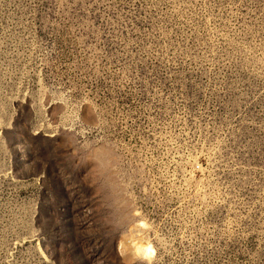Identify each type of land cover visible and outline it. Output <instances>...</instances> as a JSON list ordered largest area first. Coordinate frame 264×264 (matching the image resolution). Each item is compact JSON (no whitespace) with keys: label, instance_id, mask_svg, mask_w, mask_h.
Returning <instances> with one entry per match:
<instances>
[{"label":"rangeland","instance_id":"1","mask_svg":"<svg viewBox=\"0 0 264 264\" xmlns=\"http://www.w3.org/2000/svg\"><path fill=\"white\" fill-rule=\"evenodd\" d=\"M0 264H264V0H0Z\"/></svg>","mask_w":264,"mask_h":264},{"label":"bare ground","instance_id":"2","mask_svg":"<svg viewBox=\"0 0 264 264\" xmlns=\"http://www.w3.org/2000/svg\"><path fill=\"white\" fill-rule=\"evenodd\" d=\"M123 248L125 249L126 246L124 245V243L122 244ZM134 253L136 255L139 256H144L147 255L149 258H151L152 254H153V249L152 248H147L144 245H141L140 247L137 246V244H134Z\"/></svg>","mask_w":264,"mask_h":264}]
</instances>
